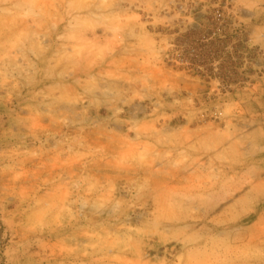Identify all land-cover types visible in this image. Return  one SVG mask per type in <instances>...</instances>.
Wrapping results in <instances>:
<instances>
[{
  "label": "rangeland",
  "instance_id": "374dc122",
  "mask_svg": "<svg viewBox=\"0 0 264 264\" xmlns=\"http://www.w3.org/2000/svg\"><path fill=\"white\" fill-rule=\"evenodd\" d=\"M0 264H264V0H0Z\"/></svg>",
  "mask_w": 264,
  "mask_h": 264
}]
</instances>
